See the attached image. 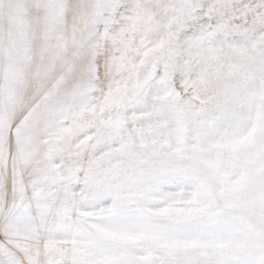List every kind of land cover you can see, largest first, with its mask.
<instances>
[{"label": "snow or ice", "instance_id": "1", "mask_svg": "<svg viewBox=\"0 0 264 264\" xmlns=\"http://www.w3.org/2000/svg\"><path fill=\"white\" fill-rule=\"evenodd\" d=\"M0 264H264V0H0Z\"/></svg>", "mask_w": 264, "mask_h": 264}]
</instances>
